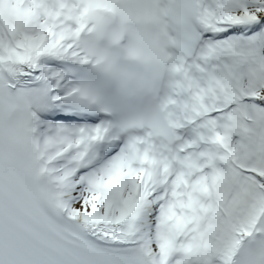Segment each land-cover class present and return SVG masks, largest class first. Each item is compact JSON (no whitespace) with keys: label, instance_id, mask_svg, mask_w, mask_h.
I'll return each mask as SVG.
<instances>
[{"label":"bare ground","instance_id":"1","mask_svg":"<svg viewBox=\"0 0 264 264\" xmlns=\"http://www.w3.org/2000/svg\"><path fill=\"white\" fill-rule=\"evenodd\" d=\"M256 1L257 2L255 4L254 3L251 4L250 9L245 13L235 14L231 11H227L225 12V15H227V18L232 20L233 22L246 20V18L249 17L251 13L252 15H254V17L264 16V8H263L264 0H256ZM30 38L33 39L35 44H38V45L43 44L45 46L50 45L49 43H47L49 41L46 38H44V36L43 37L30 36ZM259 95L260 97L264 98V87H262V89L260 90ZM252 172H255V170L252 169ZM257 176H258V179L264 184V162L262 163L261 172L258 173ZM259 196H261L262 198L260 203L264 204V191ZM254 200H255V196L253 197V201ZM247 208L249 209L247 217H245V214L247 213L246 212L247 210H245L243 215L241 216V219L236 224V228L233 231V233L229 235L227 239L221 244L216 243L217 238L211 227H207L206 225H204L200 227H195L191 230L190 233H192L194 236L193 240L205 242L204 244H205L206 253H205V257L201 259V262H205V264H218L219 261L225 257L226 252H228L229 256L232 255L234 246L240 245L242 243V240L246 239L245 236L247 235L248 232H250V229L254 227V221L257 217V214L261 206L259 205V208H253V207L248 206ZM73 209H74V213L79 215L82 218H94L95 219V217L89 216V212L83 211L82 206L79 204L77 205L74 204ZM149 213H150L149 210L145 211V215L143 217V226L146 228H149V226L150 227L152 226L154 229H156V227L154 226L153 220L149 217ZM200 217H201V212H198L193 215V218H189V219L186 218L183 221L185 222V225H187L188 223L199 225V222L195 219L200 218ZM198 229H202V233L200 235L197 234ZM152 237H153V234H150L149 240L153 242ZM154 238H155V235H154ZM192 261L193 259L190 258L188 254H186L184 257V262L182 264H190ZM177 264H180V263L177 262Z\"/></svg>","mask_w":264,"mask_h":264},{"label":"rangeland","instance_id":"2","mask_svg":"<svg viewBox=\"0 0 264 264\" xmlns=\"http://www.w3.org/2000/svg\"><path fill=\"white\" fill-rule=\"evenodd\" d=\"M77 196H79L80 194L79 193H76Z\"/></svg>","mask_w":264,"mask_h":264}]
</instances>
